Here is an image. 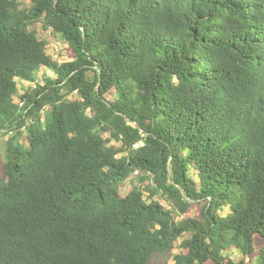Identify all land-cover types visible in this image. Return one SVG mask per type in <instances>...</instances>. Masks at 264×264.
<instances>
[{
  "label": "trees",
  "instance_id": "16d2710c",
  "mask_svg": "<svg viewBox=\"0 0 264 264\" xmlns=\"http://www.w3.org/2000/svg\"><path fill=\"white\" fill-rule=\"evenodd\" d=\"M11 135L0 264H264V0H0Z\"/></svg>",
  "mask_w": 264,
  "mask_h": 264
},
{
  "label": "rangeland",
  "instance_id": "374dc122",
  "mask_svg": "<svg viewBox=\"0 0 264 264\" xmlns=\"http://www.w3.org/2000/svg\"><path fill=\"white\" fill-rule=\"evenodd\" d=\"M27 5H28V1H24ZM37 30L39 32V38L40 39H45L49 42V48H48V54L50 56H52L55 60L59 61L60 63H64V62H68L71 61L74 57V53L72 52V50L70 49L67 41H65L60 35H57L55 33H53L51 30L46 31L43 28L42 23L38 24L37 26ZM42 73H44V76H50L52 78H55V74L51 71H48L46 69L40 71L38 73V77L39 79L42 78ZM19 83V88H20V95L24 94L26 92V90L31 86L30 83H26V82H22V81H18ZM20 95L18 96V98H16L17 103H20ZM21 105V104H20ZM11 136H3L0 137V150H1V156H2V160L3 162L6 160V152L5 150V143L6 141H8V139ZM106 138H108V135H105ZM131 188V181H128L126 183V186L122 189V193L123 195H127L129 190ZM155 200H158L159 202H161L162 204H164L167 207V203L165 202V200L162 199V197L158 196L155 198ZM196 213V209L195 207H193L192 212L188 215V216H194ZM182 240H180V242L177 243V249L175 251H173L170 254H164V255H157L152 259L151 264H164V263H170L172 264L174 262L173 260V256L176 255L177 253H179V245L181 243ZM263 240L261 238H257V246L259 247L262 244ZM224 255L228 258L231 259L232 261L238 263L240 262L242 256L241 253L238 251H228L225 252ZM252 258H254V256H252Z\"/></svg>",
  "mask_w": 264,
  "mask_h": 264
}]
</instances>
